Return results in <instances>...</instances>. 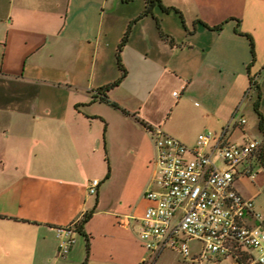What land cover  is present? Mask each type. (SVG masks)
<instances>
[{"label":"crops","instance_id":"crops-1","mask_svg":"<svg viewBox=\"0 0 264 264\" xmlns=\"http://www.w3.org/2000/svg\"><path fill=\"white\" fill-rule=\"evenodd\" d=\"M149 5L139 17L146 0H0V264H142L152 128L194 146L246 118L251 78L264 116V0ZM127 30V72L105 91L115 107L98 91L121 75ZM252 138L263 133L248 120L231 130ZM234 186L264 218V155ZM85 212L87 236L76 228L60 257L56 228Z\"/></svg>","mask_w":264,"mask_h":264},{"label":"built area","instance_id":"built-area-1","mask_svg":"<svg viewBox=\"0 0 264 264\" xmlns=\"http://www.w3.org/2000/svg\"><path fill=\"white\" fill-rule=\"evenodd\" d=\"M245 122L234 116L221 132L200 133L194 146L152 128L154 169L144 192L151 203L137 226L149 254L142 264H152L165 250L191 264H264V218L254 200L234 186L240 166L257 156L261 145L258 139H230L233 127ZM99 184L93 178L88 193L96 194ZM78 221L56 228L60 257L74 245Z\"/></svg>","mask_w":264,"mask_h":264},{"label":"trees","instance_id":"trees-1","mask_svg":"<svg viewBox=\"0 0 264 264\" xmlns=\"http://www.w3.org/2000/svg\"><path fill=\"white\" fill-rule=\"evenodd\" d=\"M161 0H146V7L144 9V11L140 14L139 17L147 14L150 10V3H153V2H159L160 3ZM164 9L166 10H169V9H175V7H171V6H164L162 5ZM182 21L183 18H182ZM202 23H204L205 25L209 26L208 24H206L205 22L202 21ZM216 28H220L221 27V24L218 25V26H215ZM128 33H129V30H127L125 32V34L123 35L122 39H121V42L118 46V52H117V62H118V65H119V68L121 70V75L119 77V79L115 80L114 82H111L109 84H107L106 86H104L103 88H101L100 91H98V96L101 100H104L108 103H110L111 105L115 106V107H121L117 102L111 100L106 94H105V91L108 90L109 88L113 87L114 85L118 84L119 81L125 76L127 70L126 68L124 67L123 65V62H122V59H121V55H120V50L122 48V46L125 44L126 40H127V37H128ZM254 88L255 91L257 92V98L256 100L254 101V108L257 112V115H258V126H259V129L260 131H262L263 133V139L261 140V145H260V150H259V153H258V158L261 159L263 158V155H264V116H263V113L262 111L260 110V105H259V100L261 98V94L258 92V86H257V83H256V79L255 78H251V81H250V88L249 89H252ZM123 111L127 112V110H125L124 108H122ZM91 217V212H85L82 216V218L80 219V221L76 224V228L78 229V231H80L81 233H83L84 235H86V233L83 231V225L84 223ZM87 236V235H86ZM82 264H86V261H84Z\"/></svg>","mask_w":264,"mask_h":264},{"label":"rangeland","instance_id":"rangeland-1","mask_svg":"<svg viewBox=\"0 0 264 264\" xmlns=\"http://www.w3.org/2000/svg\"><path fill=\"white\" fill-rule=\"evenodd\" d=\"M256 98H257L256 91L254 88H252L244 95L243 100H246V103L247 102L250 103L248 105L249 107L247 108L245 119L246 121L248 120L251 123V125L255 128V132H257L259 135L260 131L257 128V123L259 119H258L257 112L254 108V101L256 100ZM263 205H264V202H263ZM148 256L149 254L146 257ZM152 264H191V263L179 257L176 253L170 250H165L162 254H160L153 260Z\"/></svg>","mask_w":264,"mask_h":264}]
</instances>
